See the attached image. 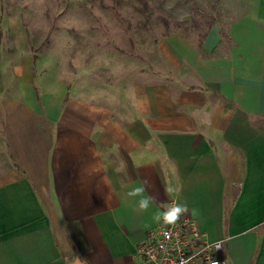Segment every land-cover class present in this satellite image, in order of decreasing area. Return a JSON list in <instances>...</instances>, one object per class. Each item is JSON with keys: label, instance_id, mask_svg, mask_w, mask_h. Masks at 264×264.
<instances>
[{"label": "crops", "instance_id": "1", "mask_svg": "<svg viewBox=\"0 0 264 264\" xmlns=\"http://www.w3.org/2000/svg\"><path fill=\"white\" fill-rule=\"evenodd\" d=\"M224 9L201 40L162 38L159 80L124 87L109 110L17 73L0 95V264H141L173 202L198 210L228 264H264V0ZM142 185L146 212L126 196Z\"/></svg>", "mask_w": 264, "mask_h": 264}, {"label": "rangeland", "instance_id": "2", "mask_svg": "<svg viewBox=\"0 0 264 264\" xmlns=\"http://www.w3.org/2000/svg\"><path fill=\"white\" fill-rule=\"evenodd\" d=\"M227 19L224 0H0V95L26 68L65 84L69 106L109 110L124 87L159 80L162 38L184 30L201 40Z\"/></svg>", "mask_w": 264, "mask_h": 264}, {"label": "built area", "instance_id": "3", "mask_svg": "<svg viewBox=\"0 0 264 264\" xmlns=\"http://www.w3.org/2000/svg\"><path fill=\"white\" fill-rule=\"evenodd\" d=\"M224 250V242L209 241L190 213L174 225L163 224L137 246L141 264H228Z\"/></svg>", "mask_w": 264, "mask_h": 264}, {"label": "clouds", "instance_id": "4", "mask_svg": "<svg viewBox=\"0 0 264 264\" xmlns=\"http://www.w3.org/2000/svg\"><path fill=\"white\" fill-rule=\"evenodd\" d=\"M146 191V187L142 185L140 187L133 188L131 191L126 193V196L128 197H141L136 208V211L138 212H146L150 205L155 202L154 197L145 195ZM167 191L170 192L172 189L169 188ZM189 213L192 216H196L198 215V210L196 208L189 209L187 203L173 202L170 205H166L163 211L155 213L153 219L157 222L162 220L166 225H174L182 216Z\"/></svg>", "mask_w": 264, "mask_h": 264}, {"label": "water", "instance_id": "5", "mask_svg": "<svg viewBox=\"0 0 264 264\" xmlns=\"http://www.w3.org/2000/svg\"><path fill=\"white\" fill-rule=\"evenodd\" d=\"M70 264H86L82 258L77 255L73 260H71Z\"/></svg>", "mask_w": 264, "mask_h": 264}]
</instances>
